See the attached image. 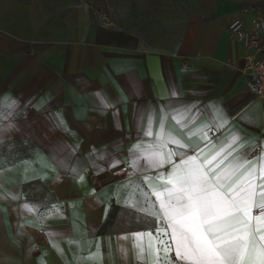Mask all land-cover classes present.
<instances>
[{
	"label": "crops",
	"instance_id": "crops-1",
	"mask_svg": "<svg viewBox=\"0 0 264 264\" xmlns=\"http://www.w3.org/2000/svg\"><path fill=\"white\" fill-rule=\"evenodd\" d=\"M255 9L264 2L202 0L175 45L157 48L84 4L0 0V264H166L170 229L144 180L156 172L134 150L161 128L179 141L167 151L202 160L239 136L224 154L247 153L259 175L264 100L228 30L236 18L250 28ZM117 169L127 176L93 184ZM135 232H151L140 258Z\"/></svg>",
	"mask_w": 264,
	"mask_h": 264
},
{
	"label": "snow or ice",
	"instance_id": "snow-or-ice-1",
	"mask_svg": "<svg viewBox=\"0 0 264 264\" xmlns=\"http://www.w3.org/2000/svg\"><path fill=\"white\" fill-rule=\"evenodd\" d=\"M144 135L150 137L153 133L149 129ZM238 139L234 135L226 147ZM169 143L179 145L161 128L154 145L134 146L147 160L148 168L156 172L154 177L145 175L144 180L159 203L157 218H162L170 229L172 244L164 242L166 264H264V155L257 175L254 162L246 159L247 153L229 159L232 152L225 155L226 147H221L202 160L199 153L167 151ZM261 151L264 153V149ZM109 162L116 167L120 158H110ZM131 164L136 169L138 160L132 159ZM152 180L159 181V185H152ZM145 202L151 203L149 195H145ZM132 236L140 258L143 238H151V232H135ZM172 245L175 262L167 257Z\"/></svg>",
	"mask_w": 264,
	"mask_h": 264
},
{
	"label": "rangeland",
	"instance_id": "rangeland-1",
	"mask_svg": "<svg viewBox=\"0 0 264 264\" xmlns=\"http://www.w3.org/2000/svg\"><path fill=\"white\" fill-rule=\"evenodd\" d=\"M27 1V0H23ZM59 11L84 4L110 15L113 24L135 30L148 45H175L202 0H47ZM240 8L256 0H228Z\"/></svg>",
	"mask_w": 264,
	"mask_h": 264
},
{
	"label": "built area",
	"instance_id": "built-area-1",
	"mask_svg": "<svg viewBox=\"0 0 264 264\" xmlns=\"http://www.w3.org/2000/svg\"><path fill=\"white\" fill-rule=\"evenodd\" d=\"M264 2V0H261ZM97 11V10H96ZM104 22L113 26L110 15L107 12L98 10ZM244 12L249 14L247 9ZM250 28L245 22L236 18L228 25L230 36L234 43L242 47L243 54L239 57L242 63L241 73L249 76L251 82L249 88L254 95L264 100V12L255 9L250 17ZM127 169H117L101 177H95L93 184L98 188L114 185L127 176Z\"/></svg>",
	"mask_w": 264,
	"mask_h": 264
}]
</instances>
